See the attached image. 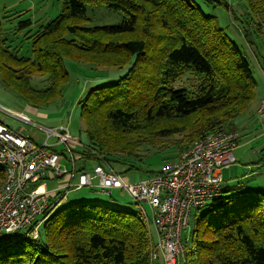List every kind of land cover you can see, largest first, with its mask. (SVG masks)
<instances>
[{"label": "trees", "instance_id": "obj_1", "mask_svg": "<svg viewBox=\"0 0 264 264\" xmlns=\"http://www.w3.org/2000/svg\"><path fill=\"white\" fill-rule=\"evenodd\" d=\"M244 1L240 32L248 40L264 37V0ZM216 2L235 14L228 0ZM59 3L61 12L50 19L23 18L28 10L0 14V78L25 104L40 107L70 84L66 59L126 69L79 100L89 138L71 148L79 174L89 171L86 160L115 171L113 164L123 165L118 172L127 174L137 165L122 154L138 157L143 146L177 143L181 156L211 132L237 130L232 120L248 108L257 85L248 58L217 15L195 0ZM95 5L125 17L88 26V7ZM186 75L197 79L196 88L179 85ZM162 119L168 125L156 128ZM60 152L69 157L65 148ZM190 226L183 264H264V190L222 189L192 212ZM12 235L1 240L13 238L0 244V264H154L152 231L139 208L71 204L48 216L38 238Z\"/></svg>", "mask_w": 264, "mask_h": 264}, {"label": "built area", "instance_id": "obj_2", "mask_svg": "<svg viewBox=\"0 0 264 264\" xmlns=\"http://www.w3.org/2000/svg\"><path fill=\"white\" fill-rule=\"evenodd\" d=\"M0 109L32 123L23 113ZM257 115L264 131V97ZM45 129L47 139L39 143L0 116V170L4 172L0 186V241L18 231L38 238L42 223L71 190L85 186L106 194L119 190L133 199L151 231L154 227L152 260L160 256L163 264H179V259L184 258V236L189 231L192 212L222 195L223 169L237 161L235 149L242 137L238 130L220 128L196 140L179 159L165 164L156 174L134 181L127 174L102 165L94 167L93 173L84 170L79 174L71 148L82 145L81 140L68 125ZM52 136L57 138L56 143L48 141ZM58 144L64 145L70 158L56 150ZM64 158L71 162L72 169L63 165ZM44 178H58L61 184L54 189H34ZM65 189V194L59 193Z\"/></svg>", "mask_w": 264, "mask_h": 264}, {"label": "rangeland", "instance_id": "obj_3", "mask_svg": "<svg viewBox=\"0 0 264 264\" xmlns=\"http://www.w3.org/2000/svg\"><path fill=\"white\" fill-rule=\"evenodd\" d=\"M195 1L207 13H214L217 15L219 24L224 28L231 39L241 47L249 60L257 85L253 101L243 113L232 120L242 137L240 145L235 149L237 161L223 169V189L264 190V131H262L263 128L257 115L260 100L264 97V37L252 36V39L248 40L244 34L240 32L239 26H242V24L238 18L245 15L244 0H228L233 4L235 14H232L230 10L218 4L216 0ZM31 6H33V8L28 10ZM22 10H28V12L23 15V18L26 19L28 17L32 18L34 21L45 17L50 19L56 17L61 12V4L59 0H0L1 15L8 11L13 12ZM88 15L90 17L88 26L118 24L125 17V13L110 10L105 5L89 6ZM7 24L8 23H6V25ZM16 24L17 23H15V26L17 27ZM66 67L70 73V84L64 86L62 97L38 107V111L42 112L41 115H37V113H33L28 108H25L24 105L26 104L22 98L13 89L4 87L0 78V105L5 104L15 110H24V112L30 116L32 123L23 122L19 118L2 110L0 114L9 120L10 124L14 126V129H18L21 126L27 128V130L35 131L38 134L40 133L43 138L37 140L39 143H44L47 139L48 133L45 128L56 129L66 125L72 128L71 130L74 136H77L79 139L81 138L83 142L89 141L79 100L88 95L91 87L108 85V83H112L120 76L125 75L126 69L95 66L72 59H66ZM179 85H185L192 89L197 87L198 81L195 77L186 75L185 78L180 80ZM179 85L176 84L177 87ZM102 90L107 89L103 88ZM141 102L142 100L140 98L139 103L141 104ZM170 121L174 122L175 120L172 119ZM73 122L74 124H72ZM75 125L77 126L75 127ZM155 125L157 128L167 126L168 123L162 119ZM108 131L112 132V128ZM179 137L180 136H175V138H171L172 140L167 142L175 141ZM48 141L51 144L56 143L57 138L52 136ZM63 149V144H58L56 146V150L59 152ZM140 149L138 157H130L122 154V157L126 158L127 161H135L137 165L136 168L131 169L127 173V176L134 181L147 178L150 174L161 169V167L168 162L178 159L181 152V147L177 143L164 147L146 145ZM85 162L87 164V169L93 173L96 161L86 160ZM77 164L79 167L82 162H78ZM63 165L72 169L71 162L66 158L63 160ZM113 167L118 171L124 170L123 165L113 164ZM97 182L98 179L95 178L94 183L97 184ZM58 185V178L55 180L44 178L36 184V186H33V188L37 189L39 186H42L43 188L51 189ZM65 192L66 189L61 190L59 193L65 194ZM229 193L230 191L228 194ZM81 203L130 207L134 211L138 210V206L128 194H123L119 190H115L112 195H110L90 186H85L79 190H71L56 210L59 211L61 208L71 204ZM190 228L191 226H189V231ZM20 232H16L12 236L15 237ZM152 235L154 241H156V231L153 226ZM11 240H13V238L9 237L0 241V244L4 245ZM179 264H183V258L179 259Z\"/></svg>", "mask_w": 264, "mask_h": 264}, {"label": "crops", "instance_id": "obj_4", "mask_svg": "<svg viewBox=\"0 0 264 264\" xmlns=\"http://www.w3.org/2000/svg\"><path fill=\"white\" fill-rule=\"evenodd\" d=\"M31 8H33V6H31L28 10H30ZM22 11H25V10H22ZM25 106V108H28L30 111H32L33 113H37V115L39 114V115H41V113L42 112H40V111H38L39 109H38V107H33L32 105H30V104H26V105H24ZM0 107H4V108H6V109H10V110H12V111H15V112H18V113H23V114H25V115H27L29 118H30V116L28 115V114H26L25 112H24V110H15V109H12V108H10L9 106H7V105H5V104H1L0 105ZM25 108H23V109H25ZM0 111H1V109H0ZM0 116L2 117V119L3 120H5L6 121V123H8L10 126H12L11 124H10V122H9V120L7 119V118H5L2 114H0ZM72 124H74V122L72 123ZM77 125H75V127H76ZM12 127H14V126H12ZM39 127H41V126H39ZM70 129H72V128H70ZM16 130H18L19 132H21V133H24V134H28L29 136H31V137H33L36 141L39 139V140H41L43 137H42V135L39 133H37V132H35V131H31V130H27V128H23V127H19L18 129H16ZM71 132H72V130H71ZM61 184V180L59 179V185ZM58 185V186H59ZM57 186V187H58ZM57 187H55V188H57ZM51 189H54V188H51ZM154 264H163V259H162V257H160V256H158L156 259H154Z\"/></svg>", "mask_w": 264, "mask_h": 264}]
</instances>
